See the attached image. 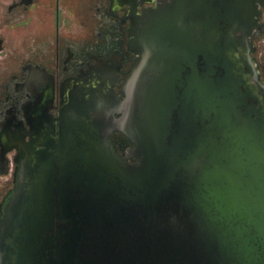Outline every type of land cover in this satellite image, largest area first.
<instances>
[{
  "label": "water",
  "instance_id": "95a60500",
  "mask_svg": "<svg viewBox=\"0 0 264 264\" xmlns=\"http://www.w3.org/2000/svg\"><path fill=\"white\" fill-rule=\"evenodd\" d=\"M201 1L160 2L127 28L135 56L118 75L122 96L109 88L108 105L120 113L111 123L136 159L108 149L100 127L89 129V141L71 134L70 147L94 154L118 182L87 178L80 208L65 210L71 222L55 237V264H264V83L248 55L264 0L192 15ZM231 2L238 0L229 9ZM108 192L116 196L111 206ZM37 200L21 220L14 199L0 203V264H38L39 221L51 207Z\"/></svg>",
  "mask_w": 264,
  "mask_h": 264
},
{
  "label": "flooded vegetation",
  "instance_id": "af4514ba",
  "mask_svg": "<svg viewBox=\"0 0 264 264\" xmlns=\"http://www.w3.org/2000/svg\"><path fill=\"white\" fill-rule=\"evenodd\" d=\"M34 1L11 0L5 8L6 16L15 19L18 16L16 10H27ZM169 1L89 0L86 7L93 19V39L70 40L59 29V0H48L53 10L51 36L34 32L28 38V44L19 48L14 69L1 75L0 175L6 176V180L0 189V203L2 207L3 202L10 203L14 199L12 206L20 220L24 218L21 215L27 213L24 208L39 204L37 199L51 207V216L45 214L39 221L38 243L44 248L35 253L39 256L38 264H55L57 256L53 245L60 241L55 237L71 222L65 210L80 208L79 204L84 202L88 192L85 189L87 178L92 179L93 184L118 182L112 169L91 159L94 154L82 152V147L77 152V146L70 147L71 134L78 135L81 142L89 141V129L100 127L103 130L99 135L108 144V149L112 148L117 156H124L129 163L136 159L128 153L131 140L111 123L112 117L116 118L120 113L112 110L108 101L113 100L112 93L122 96L123 79L118 75L129 68L135 56L127 45V28L131 21L144 9ZM239 1L237 4L231 2L229 9L230 0H202L192 6L191 13L197 16L201 11L206 14L234 12L240 8ZM81 2H78L79 6ZM257 7L258 12L253 13L257 26L250 30L248 55L256 65L259 81L264 83V3ZM217 24V30L226 27L221 20ZM191 29L197 30L196 26ZM2 43L0 35V48ZM186 71L187 67L182 74ZM76 129H80L79 132H72ZM46 158L53 161L42 165ZM37 180L41 188L38 193L34 192ZM108 195L111 206L116 196L113 192ZM117 202L121 211L125 209L123 198ZM84 205L88 213L90 202ZM84 205L82 212L79 210L73 215L78 222L85 212ZM5 208L0 214V223H5ZM112 209L110 207V212Z\"/></svg>",
  "mask_w": 264,
  "mask_h": 264
},
{
  "label": "rangeland",
  "instance_id": "374dc122",
  "mask_svg": "<svg viewBox=\"0 0 264 264\" xmlns=\"http://www.w3.org/2000/svg\"><path fill=\"white\" fill-rule=\"evenodd\" d=\"M10 2L11 0H0V35L3 38L0 48V78L2 74L14 69L18 61L19 48L28 44L26 42L34 32L47 36L52 34L53 10L48 0H35L27 10L21 12L16 10L18 16L15 19L6 16L5 8ZM78 2L82 5L79 6ZM88 2L89 0H59V29L70 40L93 39L91 38L93 19L89 8L86 7ZM5 180L6 176L0 175V189Z\"/></svg>",
  "mask_w": 264,
  "mask_h": 264
}]
</instances>
